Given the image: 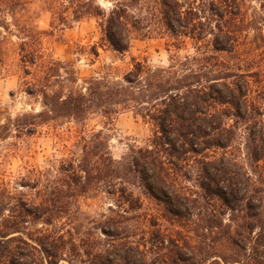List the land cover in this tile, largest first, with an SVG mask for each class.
<instances>
[{"label": "trees", "instance_id": "16d2710c", "mask_svg": "<svg viewBox=\"0 0 264 264\" xmlns=\"http://www.w3.org/2000/svg\"><path fill=\"white\" fill-rule=\"evenodd\" d=\"M30 1L0 0V33L23 34L21 85L41 109L8 117L0 124V139L73 120L82 127L81 155L63 159L61 178L39 201L18 199L9 214L0 204V264H231L198 254L193 236L183 232V219H207V230L230 219V242L263 264L264 0L259 6L253 0H151L146 14L134 10L141 0H43L53 21L65 26L95 18L102 39L121 53L157 28L170 38L169 65L134 60L121 78L81 77L71 60L48 56L40 27L17 18L18 7ZM189 41L197 54L183 59L179 51ZM93 52L98 54L96 45ZM125 110L140 115L152 136L116 159L108 134L85 124L93 115L112 121ZM99 183L130 210L142 205L129 187L139 184L163 205L162 217L179 228L168 235L154 230L152 246L141 248L119 236L125 227L113 217L101 227L108 242L76 238L69 221L61 219L78 195Z\"/></svg>", "mask_w": 264, "mask_h": 264}, {"label": "rangeland", "instance_id": "374dc122", "mask_svg": "<svg viewBox=\"0 0 264 264\" xmlns=\"http://www.w3.org/2000/svg\"><path fill=\"white\" fill-rule=\"evenodd\" d=\"M101 2L106 7L111 5L109 1ZM152 4L151 0H141L134 10L136 13L146 14ZM252 4L259 6V0H253ZM18 11L17 18L23 19L27 26L38 25L43 31L41 41L45 53L62 60H71L81 77L111 74L121 78L133 66L134 60H143L153 66H167L171 63L170 55L174 50L172 47V51H168L170 38L160 33V28L148 37L138 36L133 39L130 49L121 53L102 39L103 35L95 18L72 21L65 26L53 21L43 0H31L18 7ZM22 35L18 30L8 33L2 29L0 33V124L10 116L15 117L34 108L41 109L39 100L25 93L21 85L23 69L19 60L18 36ZM93 45L97 46L98 54L93 52ZM208 52L211 50L208 49ZM179 54L184 59L186 55H196L197 49L189 41ZM217 54L226 60H232V56L226 52ZM85 127L103 129L108 134L110 149L116 159L121 158L129 145H143L152 136L151 126L131 110L122 111L112 121L93 115L87 120ZM81 133L82 127L73 120H59L39 127L31 135L13 132L0 139V204L6 208L5 214H9V209L17 205L18 199L39 201L44 189H49L61 178L63 159L81 155L78 145ZM239 153L251 169L245 152ZM27 183L30 185H25ZM193 183L190 182V185ZM129 187L140 197L141 207L128 209L126 203L119 201V195L109 193L105 185L99 183L75 198L70 213L61 222L69 221L76 238L88 235L105 243L110 238L101 227L114 217L123 221L121 225L125 227L120 230L119 236L127 235V239L140 244L141 248L152 246L154 230L168 235L173 229L179 228L162 217L163 205L146 193L142 186L131 184ZM155 217L158 219H153ZM221 220L222 228L207 230V219H183V232L193 236L190 243L202 256L207 255L212 260L219 259L222 262L226 259L231 264H258L251 261L248 251L230 242L225 232V225L230 223V219ZM260 259L264 261V256Z\"/></svg>", "mask_w": 264, "mask_h": 264}]
</instances>
